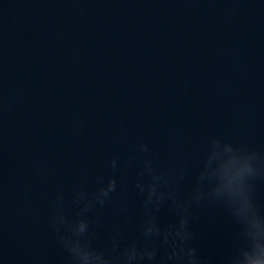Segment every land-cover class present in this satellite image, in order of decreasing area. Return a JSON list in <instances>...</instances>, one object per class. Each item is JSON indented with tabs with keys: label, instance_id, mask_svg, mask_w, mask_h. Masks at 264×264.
I'll return each instance as SVG.
<instances>
[{
	"label": "water",
	"instance_id": "1",
	"mask_svg": "<svg viewBox=\"0 0 264 264\" xmlns=\"http://www.w3.org/2000/svg\"><path fill=\"white\" fill-rule=\"evenodd\" d=\"M0 264H264V0H0Z\"/></svg>",
	"mask_w": 264,
	"mask_h": 264
}]
</instances>
